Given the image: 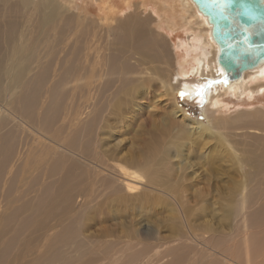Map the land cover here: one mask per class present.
I'll list each match as a JSON object with an SVG mask.
<instances>
[{"label": "rangeland", "instance_id": "obj_1", "mask_svg": "<svg viewBox=\"0 0 264 264\" xmlns=\"http://www.w3.org/2000/svg\"><path fill=\"white\" fill-rule=\"evenodd\" d=\"M21 1L0 0V25L19 23L34 39L41 35L35 6L52 2L59 12L40 44L44 54L54 49L58 64L41 104L30 111L32 123L54 138L63 125L61 143L69 148L78 137L58 174L33 184L36 170L22 168L38 159L28 154L35 137L19 130L18 154L2 181L3 195L11 179L15 184L9 204L0 200V264H264V94L252 100L224 94L207 106L205 95L196 105L180 92L177 77L191 76L195 62L183 46L188 28L174 0H32L27 8ZM89 27L102 36L104 60L115 54L116 69L132 68L126 94L111 100L122 85L117 80L99 92L108 68L92 56L85 64L94 70L92 91L78 88L69 96L79 120L69 127L61 117L45 128L39 118L53 102L51 89L73 65ZM67 28L69 40L60 44ZM63 81L71 90L75 81ZM61 98L55 95L60 111ZM121 166L141 176L135 195L122 185ZM49 181L56 183L48 188Z\"/></svg>", "mask_w": 264, "mask_h": 264}, {"label": "bare ground", "instance_id": "obj_2", "mask_svg": "<svg viewBox=\"0 0 264 264\" xmlns=\"http://www.w3.org/2000/svg\"><path fill=\"white\" fill-rule=\"evenodd\" d=\"M21 2L24 5L23 7L27 8V5H29L32 0H22ZM46 4L47 5L43 4L42 6L38 7L35 6V11H37V13L39 14V19L36 21V23L37 27H39L41 30V35L39 33V35L36 36V39L32 38L29 31L23 26L25 23L22 25L23 28H21V25L19 23H15L13 21L10 22L11 20H9L8 24H6V27L0 25V200L3 197V199L8 200V204L11 200L10 191L11 189H13V184H15L13 183L14 179H11L13 180L11 181L12 184L10 182L11 185L8 187V189L10 188V190H8V192L4 190L6 195L2 194V187L5 186L2 181L6 177L9 167L12 166L11 164L16 160L20 138L18 134L20 129H23L25 132L27 131L28 133H30V135H33V137H35L33 138L34 141L31 145V150L30 152H28V154L31 156L36 155V158L38 157V159L34 162H28L29 164L26 162L22 168V171L27 173H33L36 170V176H32V179L30 180V183L33 184H38L42 182V180L44 181L45 176L47 178H53L56 176V174H58L57 169L59 165L64 159H66L65 152H72L70 148L75 145L76 138L78 137L77 136L72 139L73 141L70 140V148L66 147L67 144H65L64 141V146L61 143L63 138H60L64 131L63 125L58 131V137L54 138L52 136H49L48 134H45L44 131L40 129V127H36V125L32 123L33 118L30 115V111L38 107L39 104H41L40 102L43 98V86L48 83L49 78L52 77L53 72H55L57 68L55 67V65L58 64H56L55 62L56 57L54 49L47 50V52H45L44 54V48H40V44L43 42L41 41V39H43V37L47 38V34L49 33L46 30L51 29L50 27L56 24L55 22L57 21V16L59 15V12L56 11L57 8L55 7L54 3L50 2ZM174 4L176 6L174 7V9L178 15V18L180 19L183 17L185 25L188 28V41L187 43L183 44V46L186 45L188 47V50H191L194 53L195 62L191 69V76L190 74L184 71L183 74L179 76V78L177 77L176 81L179 84L178 89L182 94H185L187 99L189 101H192L196 105L201 104L202 100H204L203 96L205 95L208 98L207 106L217 104L219 101V97L224 94L234 95L237 98L248 97L251 100L256 98L257 96L264 94V83L259 85L255 84L258 81H264V64L260 65L259 67L253 70L246 71L243 74L242 78L239 80L229 81L225 75L224 69L218 64L217 61L219 55V47L216 45L212 38V25L208 22L207 18L199 12L197 6L193 3L192 0H174L172 6ZM164 9H166V6L164 7ZM93 29L94 31L91 32V29L89 27L86 29L87 32L85 35L81 34L83 36L81 47L77 51L74 50L75 57L73 60V65H71L63 74V79L61 81H58L57 85H55V87L51 89V97L49 98H52L53 102L51 105H49V110L42 116V118H39V123H42L45 128H48L50 127V124H53L54 122L56 123L58 120H61V117L62 120L68 121L69 127H72L74 124H76V122L80 118V115L82 114L80 108H76V106L79 105L75 104V101L69 96H75V91H78V88H83L85 92L87 91L89 93L92 91L91 86H93V80L91 78L94 76V70L90 71V67V70L87 69L85 67V64L88 61L91 62V60L93 59L92 56L99 58L100 61L104 60L103 56H105V54H103V44L102 42L100 43L102 36L97 32L96 27H94ZM65 30L67 31V34H64L66 32L64 31L63 33L61 32L59 35L58 41L60 42V44H65V42L69 40V38L67 39V36L68 32L70 31V28H67ZM193 42H196L197 46H195ZM150 43H146V45L148 46L150 45ZM121 48L119 49L121 54L123 55L124 48ZM44 59L45 63L43 64L41 61ZM104 62L105 64L103 67L108 68V71H105L104 73L106 74V72H108L107 80L105 77L104 79L106 80V83L98 85L99 92L104 93L107 87L111 86V83L114 82V80H117L118 83L122 81V85L119 86L117 90L118 92L116 91L114 94H112L111 100L114 101L115 99H117V95L122 93L126 94L125 87L128 84L125 83V81L127 80L126 78L129 72L132 71V68L128 64L121 63L122 65L120 66V68H117L119 70L117 73L116 62L119 64V59L118 55L115 54H113L109 59L104 60ZM92 67L93 69H95L94 66ZM99 69L102 73L101 68ZM83 72L87 76L85 82L83 80L84 83L81 81L83 76L80 78ZM31 73H37V75L34 77V79L28 80L27 78ZM100 74L99 77L101 79L103 75L100 76ZM121 76L124 78V80H122ZM192 77L198 78V80L192 81V79H194ZM68 78L75 81L71 89L72 94L71 90L68 88V86H66V84H64L65 82L63 81L64 79L67 80ZM79 78L80 81L83 83L82 87L78 84ZM104 79L102 80L104 81ZM100 86H102V88H100ZM22 87L25 90L24 93L16 91L17 89L19 90V88ZM171 87L172 89H174L173 85H171ZM15 91L20 93L16 94ZM56 91H58V93ZM57 94H61L62 98L64 97V95H66L65 108H63L62 110L65 113V117L62 116V114L64 115V113L60 111L59 102H57L55 99V95ZM78 96H76L75 98H77ZM62 98L59 100H62ZM119 98L120 97H118V99ZM88 99L89 101H91V98ZM69 101L71 103H68ZM176 116H183V121H185L187 117L185 112L179 109L176 110ZM25 139L24 141H26ZM61 149L62 151H64V153H61ZM26 158L29 159V157L27 156ZM42 160H45V162H42ZM18 169L19 168H17V172ZM29 169H32V171L28 172ZM121 170L122 173L120 171L119 173L122 174L121 177L123 178L124 182L122 185L125 186L128 194L131 193L132 195H135V193L139 191L141 184L140 174L135 172L134 170H128L122 166ZM17 175H19V173L15 176ZM24 177L22 178L24 179ZM55 183L56 182L54 181H49V183H47V185H49L46 186L48 188H51ZM44 196L45 194L40 196L39 199H42Z\"/></svg>", "mask_w": 264, "mask_h": 264}, {"label": "water", "instance_id": "obj_3", "mask_svg": "<svg viewBox=\"0 0 264 264\" xmlns=\"http://www.w3.org/2000/svg\"><path fill=\"white\" fill-rule=\"evenodd\" d=\"M212 25L229 81L264 64V0H192Z\"/></svg>", "mask_w": 264, "mask_h": 264}]
</instances>
